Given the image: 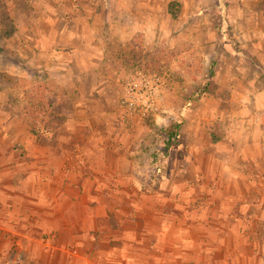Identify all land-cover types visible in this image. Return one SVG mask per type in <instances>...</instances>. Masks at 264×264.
<instances>
[{
  "label": "rangeland",
  "instance_id": "374dc122",
  "mask_svg": "<svg viewBox=\"0 0 264 264\" xmlns=\"http://www.w3.org/2000/svg\"><path fill=\"white\" fill-rule=\"evenodd\" d=\"M31 127L108 146L168 257L264 264V0H0V146Z\"/></svg>",
  "mask_w": 264,
  "mask_h": 264
},
{
  "label": "crops",
  "instance_id": "0c3cea01",
  "mask_svg": "<svg viewBox=\"0 0 264 264\" xmlns=\"http://www.w3.org/2000/svg\"><path fill=\"white\" fill-rule=\"evenodd\" d=\"M33 137L20 161L0 146V264H187L160 243L168 227L156 208L147 225L144 208L115 187L116 163L95 155L108 146Z\"/></svg>",
  "mask_w": 264,
  "mask_h": 264
},
{
  "label": "trees",
  "instance_id": "16d2710c",
  "mask_svg": "<svg viewBox=\"0 0 264 264\" xmlns=\"http://www.w3.org/2000/svg\"><path fill=\"white\" fill-rule=\"evenodd\" d=\"M214 65V62L212 61L211 62V67H213ZM213 76V72L212 70L210 69V72H209V75H208V78H211ZM206 86L207 84H204V86L202 87V90L200 91L203 92L205 89H206ZM37 105V104H35ZM42 106V105H40ZM13 114H16L18 115L19 118H21L22 120H24L25 122L28 120V119H32L34 120V118H31L33 117L32 116V113H22L21 111L19 110H15L14 112H12ZM37 113V112H36ZM40 113L43 115L45 114L44 112V109H42L40 111ZM35 121L37 119V121H41L42 122V119L43 117L40 118V120H38V114H35ZM60 120H62V118H60ZM181 122H172L168 125L166 131H165V136H166V141H165V148H169L171 144H176L177 143V140L179 138V131H180V128H181ZM31 133L33 134V136H35L36 138H40V134L37 130H35L33 127H31Z\"/></svg>",
  "mask_w": 264,
  "mask_h": 264
}]
</instances>
